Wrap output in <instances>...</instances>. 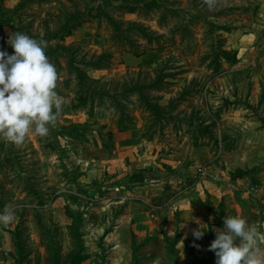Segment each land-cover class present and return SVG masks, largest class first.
<instances>
[{
	"label": "rangeland",
	"instance_id": "rangeland-1",
	"mask_svg": "<svg viewBox=\"0 0 264 264\" xmlns=\"http://www.w3.org/2000/svg\"><path fill=\"white\" fill-rule=\"evenodd\" d=\"M100 3L0 0V50L15 32L46 40L63 100L47 135L0 138V264H216L224 217L264 233V0H141L111 10L117 25L84 21Z\"/></svg>",
	"mask_w": 264,
	"mask_h": 264
},
{
	"label": "clouds",
	"instance_id": "clouds-1",
	"mask_svg": "<svg viewBox=\"0 0 264 264\" xmlns=\"http://www.w3.org/2000/svg\"><path fill=\"white\" fill-rule=\"evenodd\" d=\"M8 43L14 49L12 54L0 50V138L21 145L32 131L48 134L63 100L56 91L59 72L46 55L47 41L15 32ZM13 219L11 208L0 212V224ZM202 225L206 224L193 230L197 240L208 230ZM214 231L209 250L215 253L216 264H264V233L246 217H224L223 227Z\"/></svg>",
	"mask_w": 264,
	"mask_h": 264
},
{
	"label": "trees",
	"instance_id": "trees-1",
	"mask_svg": "<svg viewBox=\"0 0 264 264\" xmlns=\"http://www.w3.org/2000/svg\"><path fill=\"white\" fill-rule=\"evenodd\" d=\"M90 1V0H89ZM95 1L96 3H98L99 0H93ZM114 1L116 0H103V3L101 4H96V6L94 8L92 7H89V8H86L87 9V12H85V15L82 16V18L84 19V21H87L86 18L88 17L90 20H96L97 22L99 21V19L101 18V16L105 15L109 21H111V23L113 25H117L120 21V20H116L113 16H111V10L115 7H116V10H121V12L123 13H133L134 12V8L135 6H133V3H140L141 0H118L120 1L121 3L117 6H115L114 4ZM139 4H137L138 6ZM77 8V7H76ZM72 9V10H69V12H67L66 10L64 11V16H63V20H64V27H66L67 25V19L66 17L68 16V14L72 15V19H77L78 17H80L82 15V13H84L83 11H81L80 9ZM107 9H109V13L107 11ZM97 10V13H95V11ZM168 11H172L174 13H176L178 10L176 9H169ZM11 12H15V11H10ZM136 12V10H135ZM79 19V18H78ZM100 22V21H99ZM122 23H125V25L127 26L128 25V28H127V32L128 33H139V35H141L142 37H147L148 34H147V31L148 29L146 27H144L143 25H140L138 23H129V22H125V21H121ZM205 39H208L207 37V34L205 36ZM103 69H105L103 67ZM108 69V67H107ZM77 73V77H78V81L76 82V86L77 87H81L82 86V83L85 82L87 84V82H89V85H90V88H92V85H94L96 82V80L90 78L87 74V72H84L83 69H80V68H76V70L74 71ZM119 126V125H118ZM172 241H175L176 240H172ZM170 242V241H169Z\"/></svg>",
	"mask_w": 264,
	"mask_h": 264
},
{
	"label": "built area",
	"instance_id": "built-area-1",
	"mask_svg": "<svg viewBox=\"0 0 264 264\" xmlns=\"http://www.w3.org/2000/svg\"><path fill=\"white\" fill-rule=\"evenodd\" d=\"M201 174H205V169H201Z\"/></svg>",
	"mask_w": 264,
	"mask_h": 264
}]
</instances>
